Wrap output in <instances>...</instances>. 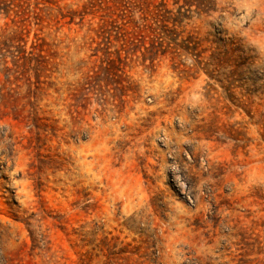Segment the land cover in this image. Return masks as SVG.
<instances>
[{
  "label": "rangeland",
  "instance_id": "obj_1",
  "mask_svg": "<svg viewBox=\"0 0 264 264\" xmlns=\"http://www.w3.org/2000/svg\"><path fill=\"white\" fill-rule=\"evenodd\" d=\"M0 264H264V0H0Z\"/></svg>",
  "mask_w": 264,
  "mask_h": 264
}]
</instances>
